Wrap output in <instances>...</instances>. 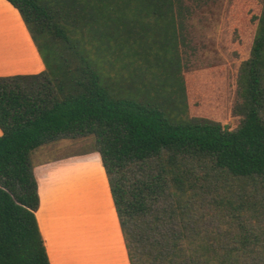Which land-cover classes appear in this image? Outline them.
I'll list each match as a JSON object with an SVG mask.
<instances>
[{
  "label": "trees",
  "instance_id": "trees-1",
  "mask_svg": "<svg viewBox=\"0 0 264 264\" xmlns=\"http://www.w3.org/2000/svg\"><path fill=\"white\" fill-rule=\"evenodd\" d=\"M6 1L46 70L0 78V264H51L36 218L31 155L69 136L95 138L131 264L133 251L140 264H264V240L242 224L264 197V0L241 69L236 130L170 109L179 110L172 90L181 83L167 58L181 0ZM152 62L155 96L127 93L119 67L142 70ZM198 185L239 230L205 240L187 223L179 237L165 226L159 199L173 197L181 213ZM235 186L244 196L236 197Z\"/></svg>",
  "mask_w": 264,
  "mask_h": 264
},
{
  "label": "rangeland",
  "instance_id": "rangeland-1",
  "mask_svg": "<svg viewBox=\"0 0 264 264\" xmlns=\"http://www.w3.org/2000/svg\"><path fill=\"white\" fill-rule=\"evenodd\" d=\"M181 4L182 11L177 18L176 47L167 58L173 61L181 83V86L172 90L177 91L175 98L178 99L179 110L170 109L184 119L218 122L236 130L242 121L239 111L242 103L239 83L241 69L250 59L256 18L261 12L262 3L258 0H181ZM27 32L31 37L28 29ZM31 40L34 42L32 37ZM154 62L145 63V69L142 70H123L119 67L123 89L132 95L138 93V89H144L145 94L155 96L149 85L152 72L158 70ZM151 83L157 86L156 81ZM163 100L160 98L159 101ZM97 149L93 136H69L39 148L33 156L34 161H45L50 166L67 163L54 177H61L58 182L62 190L68 193V200L74 206H79L87 195L91 196V189L98 188L99 184L93 181L91 189L84 185L83 188H77V193L70 191L73 184L80 185L90 179L83 174V178L74 181L73 173L81 174L77 170V166L82 164L78 157L97 152ZM234 189L236 197L244 196L245 190H240L238 186ZM250 189L248 187L247 191ZM208 190L206 185H198V191L190 195L181 213L173 197L159 199L156 210L165 219V226L179 237L181 227L187 223L192 228L195 226L205 240H221L226 232L239 230L236 221L223 206L216 203L213 198L215 195L208 193ZM259 201L260 212L256 216H244L242 224L264 240V197L259 198ZM87 244L92 248L97 247L89 241ZM132 253L134 263L140 264L136 261L134 251Z\"/></svg>",
  "mask_w": 264,
  "mask_h": 264
},
{
  "label": "crops",
  "instance_id": "crops-1",
  "mask_svg": "<svg viewBox=\"0 0 264 264\" xmlns=\"http://www.w3.org/2000/svg\"><path fill=\"white\" fill-rule=\"evenodd\" d=\"M45 70L20 13L8 1L0 0V78L38 75ZM33 153L31 160L40 198L36 218L50 263L131 264L100 154L91 152L78 157L82 164L77 170L81 174L73 173L74 181L83 178V174L90 179L73 184L70 191L77 193L80 186L90 188L93 181L99 187L90 188L91 196L74 206L66 190L60 187L61 177H54L67 163L50 166L45 161L35 162ZM87 241L97 247H90Z\"/></svg>",
  "mask_w": 264,
  "mask_h": 264
}]
</instances>
